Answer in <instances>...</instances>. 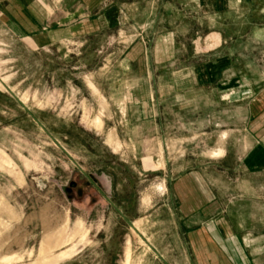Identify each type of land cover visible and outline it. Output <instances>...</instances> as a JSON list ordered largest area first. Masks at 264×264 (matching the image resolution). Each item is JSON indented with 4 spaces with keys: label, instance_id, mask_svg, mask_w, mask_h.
Wrapping results in <instances>:
<instances>
[{
    "label": "rangeland",
    "instance_id": "rangeland-1",
    "mask_svg": "<svg viewBox=\"0 0 264 264\" xmlns=\"http://www.w3.org/2000/svg\"><path fill=\"white\" fill-rule=\"evenodd\" d=\"M257 103L264 0H0V264H184L178 195L264 263Z\"/></svg>",
    "mask_w": 264,
    "mask_h": 264
},
{
    "label": "crops",
    "instance_id": "crops-1",
    "mask_svg": "<svg viewBox=\"0 0 264 264\" xmlns=\"http://www.w3.org/2000/svg\"><path fill=\"white\" fill-rule=\"evenodd\" d=\"M262 108L264 104L257 103L253 106V118H260ZM185 184L184 181H176L173 187L180 190L186 187L196 188L197 184L199 185L197 181L190 182L189 186ZM191 198L194 199L180 195L175 197V206L178 209V212H175L178 223L176 234L186 253L184 264H264L260 263V252H256L254 247L260 244L259 237L249 239L248 234L243 236L242 227L234 225L231 213L212 214L210 207H201L197 199L192 203L187 202ZM213 198L209 196L208 203L212 204ZM137 232L162 263L169 264L145 234L138 229Z\"/></svg>",
    "mask_w": 264,
    "mask_h": 264
},
{
    "label": "water",
    "instance_id": "water-1",
    "mask_svg": "<svg viewBox=\"0 0 264 264\" xmlns=\"http://www.w3.org/2000/svg\"><path fill=\"white\" fill-rule=\"evenodd\" d=\"M18 100H19V99H18ZM41 126H42V125H41ZM128 223H129V225H130V227H131L132 229H134V230L137 231L136 227H135L131 222L128 221Z\"/></svg>",
    "mask_w": 264,
    "mask_h": 264
}]
</instances>
